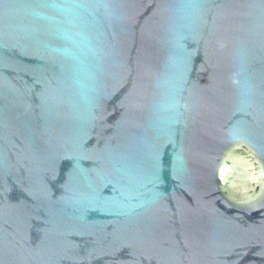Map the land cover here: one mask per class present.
Returning a JSON list of instances; mask_svg holds the SVG:
<instances>
[{"label":"water","instance_id":"water-1","mask_svg":"<svg viewBox=\"0 0 264 264\" xmlns=\"http://www.w3.org/2000/svg\"><path fill=\"white\" fill-rule=\"evenodd\" d=\"M0 264H264V0H0Z\"/></svg>","mask_w":264,"mask_h":264},{"label":"clouds","instance_id":"clouds-1","mask_svg":"<svg viewBox=\"0 0 264 264\" xmlns=\"http://www.w3.org/2000/svg\"><path fill=\"white\" fill-rule=\"evenodd\" d=\"M54 8H57L61 11H68L69 9L65 8L63 5H59V4H53L52 5Z\"/></svg>","mask_w":264,"mask_h":264}]
</instances>
